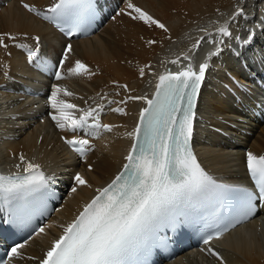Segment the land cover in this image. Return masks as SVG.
Returning <instances> with one entry per match:
<instances>
[{
	"label": "bare ground",
	"instance_id": "6f19581e",
	"mask_svg": "<svg viewBox=\"0 0 264 264\" xmlns=\"http://www.w3.org/2000/svg\"><path fill=\"white\" fill-rule=\"evenodd\" d=\"M51 1L0 0V33L16 36L15 42L5 39L7 49L0 47V170L13 169L23 155L26 161L54 174L56 184L62 185V197L43 221L44 233L36 231L18 243L25 247L20 249V257L10 260L13 264H39L61 226L124 159L130 144L127 133L132 131L142 102L120 101L144 95L148 85L150 91L159 72L192 63L184 61V55L196 62L202 55L208 63L194 135L204 165L217 175H241L248 152L264 154V94L255 90H264V0H131L163 23L167 32L124 14L129 11L127 0H96L104 14L100 28L68 39L58 37L43 18L22 6L27 3L42 11ZM238 7L245 15L233 20ZM226 22L231 37L218 36L217 28ZM201 37L199 47L193 49ZM209 39L222 41L218 54L209 56L217 47ZM149 40L155 43L149 44ZM16 44L37 48V56L43 58L31 65L44 69L40 77L26 74L28 56ZM68 44L72 52L61 67ZM76 60L87 65L92 75L69 76L68 68ZM173 60L177 63H171ZM56 64L65 77L60 81L55 79ZM53 84L74 93L64 98L80 108L101 105L100 120L112 130L92 126L71 132L56 128L47 104ZM26 88L41 92L34 94ZM118 107L126 114L114 111ZM77 133L89 141L88 150L72 159L61 137ZM76 173L91 187L76 186ZM73 187H77L76 192H72ZM209 247L220 254L223 264H264V204L258 214L220 239L177 252L158 264H221L206 252Z\"/></svg>",
	"mask_w": 264,
	"mask_h": 264
},
{
	"label": "snow or ice",
	"instance_id": "6c2138e0",
	"mask_svg": "<svg viewBox=\"0 0 264 264\" xmlns=\"http://www.w3.org/2000/svg\"><path fill=\"white\" fill-rule=\"evenodd\" d=\"M22 6L29 13L53 23L60 18L91 14L94 10L93 0H56L45 11H40L27 3H23ZM126 8L129 11L124 14L130 16L132 20L141 21L149 27L155 26L164 32L168 31L163 23L131 3V0H127ZM244 15L243 8L238 7L231 19L235 20L236 17ZM216 32L218 36L232 35L227 22L218 27ZM205 34L208 37L212 36L211 33ZM68 35H72V32ZM5 39L15 42L16 36L0 33V47L7 49ZM33 39L39 41V37ZM203 39L204 37H201L196 40L193 49L198 48ZM208 42L217 45L215 52L209 53V56L221 51L219 44L222 41L209 39ZM148 43L153 44L155 41L149 40ZM15 46L26 47L23 44ZM71 52L72 45H66L60 60L61 67ZM36 55V51L29 50L28 60L32 61ZM183 58L190 59L187 55ZM171 63L176 64L177 60ZM207 68L208 63L205 61L199 65L198 71L193 69L191 63L177 72L166 71L158 75L155 92L151 98L147 95L129 96L126 100L120 101L126 103L127 100H134L144 105L139 111L134 129L127 133L132 144L125 157L123 170L111 183L97 188L96 194L83 204L78 215L71 222L61 226V234L51 241V246L39 260V264H125L130 256L142 249L145 241L153 234L157 221L166 217L172 206L193 197L215 194L231 199L240 209V218L234 223L218 225L216 230L204 239L205 245L213 239H220L229 228L248 219L253 214L254 201L264 204V155L247 153L246 166L255 187V191H252L217 184L203 170L191 150L195 99ZM144 74V68H141L140 75ZM68 75L91 76L92 73L87 65L76 60L74 66L68 68ZM64 78L61 71H56L57 81ZM73 96L74 93L66 88L57 84L52 85L47 104L52 109L49 116L56 128L75 132L89 126L91 120L96 128L112 130L110 125L101 126L97 123L101 105L95 108H80L64 98ZM114 111L126 114L123 108L118 107ZM61 138L81 156L88 150L89 141L86 139ZM19 159L21 163L16 167L23 166L26 175L21 176L19 173L12 176L0 175V191L6 193L30 191L44 182L45 178L38 164L26 161L23 155ZM73 180L78 187H91L80 173H76ZM76 191L77 187H73L72 192ZM44 231L45 229L41 227L37 234ZM24 247L25 244L12 247L6 253L9 261L20 257V249ZM206 252L223 264L222 257L213 248H207ZM0 264H8V261L0 258Z\"/></svg>",
	"mask_w": 264,
	"mask_h": 264
}]
</instances>
